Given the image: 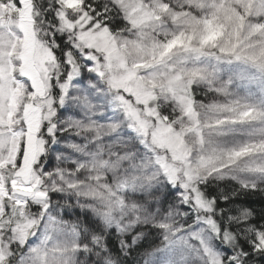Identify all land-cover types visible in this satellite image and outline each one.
<instances>
[{
	"label": "snow or ice",
	"instance_id": "1",
	"mask_svg": "<svg viewBox=\"0 0 264 264\" xmlns=\"http://www.w3.org/2000/svg\"><path fill=\"white\" fill-rule=\"evenodd\" d=\"M264 0H0V264H264Z\"/></svg>",
	"mask_w": 264,
	"mask_h": 264
},
{
	"label": "trees",
	"instance_id": "2",
	"mask_svg": "<svg viewBox=\"0 0 264 264\" xmlns=\"http://www.w3.org/2000/svg\"><path fill=\"white\" fill-rule=\"evenodd\" d=\"M255 203V207H260L262 203H264V196L262 195H256L251 198Z\"/></svg>",
	"mask_w": 264,
	"mask_h": 264
}]
</instances>
